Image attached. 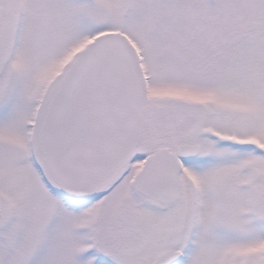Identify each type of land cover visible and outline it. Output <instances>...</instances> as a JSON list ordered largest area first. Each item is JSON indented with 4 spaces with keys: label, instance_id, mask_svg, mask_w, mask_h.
<instances>
[{
    "label": "rangeland",
    "instance_id": "1",
    "mask_svg": "<svg viewBox=\"0 0 264 264\" xmlns=\"http://www.w3.org/2000/svg\"><path fill=\"white\" fill-rule=\"evenodd\" d=\"M116 31L139 53L144 114L129 165L76 211L53 194L41 123L79 52ZM185 143L200 150L180 201L135 189L155 151ZM173 249L182 264H264V0H0V264H151Z\"/></svg>",
    "mask_w": 264,
    "mask_h": 264
},
{
    "label": "water",
    "instance_id": "2",
    "mask_svg": "<svg viewBox=\"0 0 264 264\" xmlns=\"http://www.w3.org/2000/svg\"><path fill=\"white\" fill-rule=\"evenodd\" d=\"M197 108V125L202 127L205 110L202 104ZM143 114L136 47L121 32L95 37L60 79L41 126L43 162L68 203L90 204L113 183L135 153ZM199 149L197 144H181L176 152L158 149L137 174L136 189L162 202L177 201L181 157ZM121 218L129 227L141 224L130 209ZM181 256L179 250H166L152 264H177Z\"/></svg>",
    "mask_w": 264,
    "mask_h": 264
},
{
    "label": "flooded vegetation",
    "instance_id": "3",
    "mask_svg": "<svg viewBox=\"0 0 264 264\" xmlns=\"http://www.w3.org/2000/svg\"><path fill=\"white\" fill-rule=\"evenodd\" d=\"M2 63H3V61H2ZM198 154H195V155H192V156H185V157H181V161H182V173H181V181H182V192H181V196H180V198L177 200V201H175V202H173V203H170V202H162V201H158V200H155V201H158V202H161V203H166V204H174V203H177L178 201H180L183 197H184V191H185V182H184V178H183V173H184V168H185V164H186V162H188V160H190V159H192L193 157H195V156H197ZM113 185V184H112ZM111 185V186H112ZM110 186V187H111ZM59 190V192L58 193H55V196H58V198H60L61 199V201L64 203V205L67 207V208H72L73 210H81L82 208H84V206H80V207H70L68 204H66L65 203V201H64V199L62 198V196H61V194H60V189H58ZM139 192V191H138ZM105 193V192H104ZM104 193L102 194V195H100V197H102L103 195H104ZM54 194V193H53ZM142 194V193H141ZM144 195V194H143ZM144 196H147V195H144ZM99 197V198H100ZM147 197H149V196H147ZM152 199V198H151ZM154 200V199H153ZM141 224H142V220H141ZM141 226V225H140ZM139 226V227H140ZM134 229H136V228H134ZM171 234H172V232H171ZM173 250H180L181 252H182V250L181 249H173ZM183 258H184V254H183V252H182V256H181V259H180V261L177 263V264H182V261H183ZM142 263V262H141ZM136 264V263H135ZM142 264H144V263H142Z\"/></svg>",
    "mask_w": 264,
    "mask_h": 264
}]
</instances>
